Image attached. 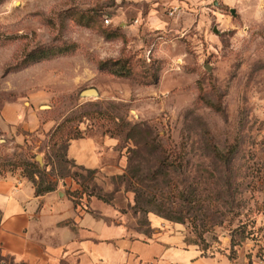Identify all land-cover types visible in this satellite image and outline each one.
<instances>
[{"label":"rangeland","instance_id":"rangeland-1","mask_svg":"<svg viewBox=\"0 0 264 264\" xmlns=\"http://www.w3.org/2000/svg\"><path fill=\"white\" fill-rule=\"evenodd\" d=\"M49 47L68 51L24 62ZM68 131L113 153L96 170L58 161ZM29 162L41 187L72 178L144 238L155 215L182 247L235 257L206 264H264V0H2L0 176L29 180Z\"/></svg>","mask_w":264,"mask_h":264},{"label":"crops","instance_id":"crops-1","mask_svg":"<svg viewBox=\"0 0 264 264\" xmlns=\"http://www.w3.org/2000/svg\"><path fill=\"white\" fill-rule=\"evenodd\" d=\"M16 105L4 107V123L16 121ZM28 122L35 130L41 121L31 113ZM104 142L70 140L66 155L86 169H99L101 160L113 153ZM77 187L67 177L56 190L35 195L29 180L0 176V264H6V258L14 264H206L208 259L217 263L227 258L205 257L195 246L182 247V238L155 215L149 218L151 239L133 233L122 211L95 197L82 194L75 205L68 192Z\"/></svg>","mask_w":264,"mask_h":264},{"label":"trees","instance_id":"trees-1","mask_svg":"<svg viewBox=\"0 0 264 264\" xmlns=\"http://www.w3.org/2000/svg\"><path fill=\"white\" fill-rule=\"evenodd\" d=\"M2 0H0L1 2ZM68 50L67 48H59V47H49V48H44V49H40V50H36V51H31L30 53H28V55L26 56L24 62L26 64L28 63H35V62H39V61H42V60H45V59H50V58H53L55 56H58V55H61V54H64L66 53ZM114 63H112L111 65H108V61H100L98 63V68L99 70H107L108 72H110L111 74L113 75H116V76H127L128 72H129V68H125L124 66H120L118 68H115L114 67ZM66 120L63 121V123L61 124H58L57 127L53 128L51 131H50V135H51V138L52 137H55L56 134H61L62 132H60V130L62 129L63 125L65 124ZM78 138H83L82 135H79V134H71L70 131L67 132V135L65 136V138L63 139L62 138V135L59 136V138L57 137V139H60L61 140V148L65 149V152L63 154H55V156L57 157L58 161H62V162H68L69 161V158L67 159V155H66V148H67V145H68V142L70 140H73V139H78ZM57 141L55 140L54 142V145H57ZM235 150H230L228 153H222L220 151H217L215 153V156L217 158V160L223 164V165H226L228 164L231 159L233 158V153H234ZM70 162V161H69ZM28 166V179L31 181V183L33 184L34 188H35V195H40L42 193H45V192H48V191H54L56 190V186H57V183H50L46 186H40V183H37L34 176L36 175V173H42L44 172V169L40 168L37 164V162H29L27 164ZM83 169V167H82ZM90 171V170H89ZM74 175H77V174H74ZM77 190V189H76ZM70 191L68 192V194L70 196H72V199H73V202L75 205H77L79 203V199L82 197V194H84L86 196L87 199H89L90 197L94 196L95 198L99 199V200H102L103 202L106 203L107 200L103 199V197L97 195V194H94L93 192H88V191H83L81 193H79V196H78V190L76 191ZM86 192V193H85ZM79 197L78 199L76 197ZM108 203V202H107ZM145 213L149 212L150 210H144ZM154 211H156L158 213V215H161L162 217H165L167 219H172L174 221H179L181 220V218H172V216H170L169 214L167 213H164V210H162L160 207L158 208H154ZM255 233V232H253ZM147 237H150V235H147ZM231 245L234 246V243L231 242ZM201 256H205L203 254V252H201ZM207 257V256H205ZM228 259L230 261L234 260L235 257L234 256H229Z\"/></svg>","mask_w":264,"mask_h":264},{"label":"water","instance_id":"water-1","mask_svg":"<svg viewBox=\"0 0 264 264\" xmlns=\"http://www.w3.org/2000/svg\"><path fill=\"white\" fill-rule=\"evenodd\" d=\"M214 4H217V2L215 1ZM231 14L235 13V10L233 8L230 9ZM207 70H209V68H207ZM80 95L82 97H87V96H97L98 92L95 88H85L83 90L80 91ZM36 160L37 162L41 165V157L40 156H36Z\"/></svg>","mask_w":264,"mask_h":264},{"label":"built area","instance_id":"built-area-1","mask_svg":"<svg viewBox=\"0 0 264 264\" xmlns=\"http://www.w3.org/2000/svg\"><path fill=\"white\" fill-rule=\"evenodd\" d=\"M109 21H110L109 19H105V22H106V23H109Z\"/></svg>","mask_w":264,"mask_h":264}]
</instances>
